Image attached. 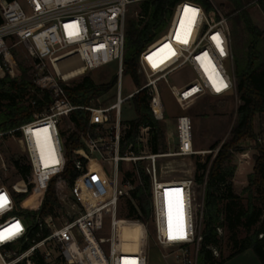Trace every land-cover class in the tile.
I'll list each match as a JSON object with an SVG mask.
<instances>
[{"label": "built area", "instance_id": "1", "mask_svg": "<svg viewBox=\"0 0 264 264\" xmlns=\"http://www.w3.org/2000/svg\"><path fill=\"white\" fill-rule=\"evenodd\" d=\"M22 1L0 0V79H17L21 76L18 56L22 52L31 61L28 67L32 69L36 87L41 91H51L54 97V103L47 112L36 115L35 121L18 129L21 132L19 140L22 151L31 168L29 181L57 174L64 165L62 152L61 164L57 168L44 169L36 165L27 140V132L43 123H53L51 131L55 134L61 119L77 109L67 99L61 84L69 85L86 73L115 62L119 89L116 103L107 108L88 109L92 113V120L97 112L103 115L113 113V122L105 136L87 142L89 153L81 154L90 161L94 155L100 154L104 146L110 145L109 161L113 175L109 180L111 190L107 200H100L90 206L84 204L76 188L71 191L64 180L58 179L56 192L61 207L51 215L37 218L38 227L49 230V236L38 242L32 240L31 246L20 253L9 246L28 242L29 226L24 217L10 215L17 211L15 201L7 188L0 184V189L7 191L10 201L8 208L0 214V227L12 220H17L19 228L22 227L18 237L0 243V264H34L38 252L50 263L52 253L47 246L55 242L73 264H150L148 249H125L129 239V220H122L118 216L119 203L129 197L134 188L130 180L123 178L119 164L141 159L149 161L147 173L151 179V225L161 260L164 264H200L205 184L198 186L192 173L184 178L163 179L157 164L160 158H187L205 154L194 148L191 118L187 114L178 116L174 130L166 133L167 153L150 155L144 152L142 156L136 157L128 152L120 154V143L127 129L122 123L121 111L126 101L138 92L147 90L151 95L150 107L157 119L163 122L165 115L159 82L169 88L183 113L205 95L235 96L238 99L232 34L226 14L213 0H210L211 10H205L194 0H180L173 9L167 33L149 43L140 54L138 74H144L147 82L123 98L121 81L127 13L132 5L146 0H25L29 13L24 10ZM136 15L139 17V13ZM213 37H218V40ZM227 63L231 66L230 72L225 67ZM183 69L194 74L192 82L183 86L171 85L169 78ZM13 132H0V139ZM148 137V128L141 129L139 141L146 144ZM259 141L264 142V137ZM221 145L210 151L212 160ZM240 160L235 177L245 170L244 164H250L246 152L241 153ZM76 166L82 168L79 161ZM9 167L0 149V174L7 172ZM197 188L202 191L199 200L196 197ZM70 192L76 200L71 198ZM166 199L172 203L170 218H167ZM107 220L110 222V235L98 236L105 229ZM124 226L127 227L126 234ZM142 231L145 235V230ZM217 233L221 238L225 231L218 227ZM169 234L177 238L169 239ZM262 237L259 235L260 239ZM209 250L215 258L220 257L218 248L210 247Z\"/></svg>", "mask_w": 264, "mask_h": 264}, {"label": "trees", "instance_id": "2", "mask_svg": "<svg viewBox=\"0 0 264 264\" xmlns=\"http://www.w3.org/2000/svg\"><path fill=\"white\" fill-rule=\"evenodd\" d=\"M179 1H143L138 4L139 17L127 21L123 75L129 76L137 89L141 87L138 75L140 54L167 27L173 9ZM194 1L201 4L205 10L212 9L210 0ZM251 1L253 0H225L220 4L232 28L234 76L239 106L236 121L216 157L212 160V156L208 155L203 162L198 159L195 163V182L198 186L205 184L200 264H225L247 250H252L260 263L264 264V142L259 141L264 137V31L253 23L249 11L245 8ZM254 4L264 15V0H254ZM19 65V78L0 79V132L14 131L8 136L18 138L21 137L18 130L20 127L35 121L36 115L47 112L54 103L51 91H41L36 87L31 67L24 62H19ZM117 82L118 77L113 75L107 82L96 83L88 72L79 81L69 85L61 84L69 102L77 107L61 119L71 125L67 130L59 132L64 159L61 172L46 176L37 185L29 181L31 168L29 163H24V158L9 160V166L24 180L23 191L12 193L17 211L10 215L24 217L29 226L28 242L22 241L9 248L19 253L24 252L31 246L32 240L38 242L49 236V230H41L38 227L37 218L41 215H51L61 207L56 192L58 179L64 180L72 191L77 182L87 174L89 160L81 153H89L87 142L105 136L108 131L105 127L111 122L109 115L101 113L96 114L92 120V113L88 109H102ZM129 101L132 103L135 118L123 122L127 129L120 143V154L125 155L128 152L140 157L144 152L150 155L167 153L169 147L166 129L150 107L151 95L147 90H142ZM258 117L262 119V131L259 134L255 130V120ZM143 128H148L149 133L146 144L139 141ZM246 140L254 144V164L252 172L247 175L245 188L241 193H237L234 190L237 170L234 158L236 153L244 151L240 144ZM220 143L221 141H216L210 149L215 150ZM145 160L134 162L129 171L123 170V162L119 164L123 178L130 180L134 185L130 196L125 198V219L135 220L144 228L152 221L151 179ZM77 161L81 163V169L77 168ZM9 203L8 198L5 206L0 208V214L8 208ZM14 221L16 220L7 225ZM7 225L1 226L0 230ZM218 227L227 233L226 246L230 253L224 256L221 252L220 257L215 258L209 248L221 249L225 239L218 236ZM259 235L263 237L260 239ZM57 249L61 254L56 261L62 263L65 261V255L60 251V247ZM34 264L49 263L41 252H38Z\"/></svg>", "mask_w": 264, "mask_h": 264}, {"label": "rangeland", "instance_id": "3", "mask_svg": "<svg viewBox=\"0 0 264 264\" xmlns=\"http://www.w3.org/2000/svg\"><path fill=\"white\" fill-rule=\"evenodd\" d=\"M215 5L220 8V4L224 3L225 0H213ZM23 8L27 13H29L28 6L23 0L21 2ZM245 8L249 11L251 19L253 23L263 32L264 31V15L261 13L260 9L254 4V0L245 5ZM221 9V8H220ZM222 10V9H221ZM223 11V10H222ZM225 13V11H223ZM137 13H139L138 5H132L129 8L127 13V21L136 20ZM170 23V21H169ZM169 28V24L167 27L157 36L160 38L162 35L167 33ZM230 29L232 32V28L230 25ZM155 38V39H157ZM242 38H245L242 36ZM232 42L234 45V39L232 37ZM235 56V53H234ZM19 62H24L25 65H30V60L25 56L24 53H20L18 56ZM225 67L228 71H231L230 63H227ZM234 68V67H233ZM90 75L95 80L96 83H104L107 82L111 76H117V63H111L106 67L98 70H94L90 72ZM141 80V86L147 82V78L144 74H138ZM82 77L71 81H79ZM194 78V74L191 73L188 69H183L175 73L173 76L169 78V82L171 85L183 86L192 82ZM159 91L162 99L163 109L165 120L162 122V125L166 129V133H169L174 130L175 122L178 116L187 114L191 120L193 125V144L194 148L198 152H205L204 155H199L196 157H169V158H160L157 161L159 168V175L163 179H178L188 177L191 173L195 175L196 171V161L198 159H205L210 151L211 146L216 141H221L220 145L223 144L230 133V130L233 124L236 121V111L239 106V100L235 96H226V97H214L205 95L201 97L191 108H189L185 113L176 105L175 100L169 90V88L162 82H159ZM137 90V86L134 81L127 75L122 76L121 81V95L123 98L129 96L131 93ZM118 82L110 92L108 97V101L105 103L104 107H108L113 105L117 101L118 94ZM96 115V114H95ZM109 117H111V122H113V113H109ZM135 118V113L132 107L131 101H126L122 105V114L121 119L122 123L124 121H130ZM110 124L106 125V130H108L111 126ZM71 125L68 122L62 120L60 124L57 126V138L60 145V137L59 132L63 130H67ZM255 130L259 134L262 131V119L257 118L255 120ZM219 145V146H220ZM240 147L243 148L246 154L249 155L250 164L246 166L245 170L240 168L243 172H239L237 177H235L234 181V190L237 193H241L246 186L247 175L252 172L253 168V148L254 144L251 141H244L240 144ZM0 149L2 150L5 159L9 162L10 159L15 158H24V163L28 164L27 157L25 153L22 151V144L18 137L6 136L0 139ZM61 149V146H60ZM110 145H106L102 148L99 155H94L89 163L87 168V174L78 181L77 185L79 187V193L82 196V199H86L89 201L90 205L95 204L96 202L107 200L110 195L111 187L110 177L113 175V167L110 164ZM241 152V153H242ZM241 153H238L234 158V163L237 165V169H239V162ZM82 154V153H81ZM134 162L125 161L123 162V170L129 171L132 169ZM146 166L149 165V161L145 160ZM252 166V167H251ZM195 169V170H194ZM36 178L31 179V182L39 185L43 179ZM85 182V185L82 183ZM0 184H3L7 190L12 194L13 192H20L24 189V180L17 173L14 168L9 167L8 171L0 174ZM93 184H99L101 186V192L96 194L92 189ZM202 195L201 189H196V197L197 200L200 199ZM0 196H5L8 199V194L5 189H0ZM71 198L76 200V197L72 195L70 192ZM127 213L126 209V201L125 199L121 200L118 207V216L120 219L125 220V215ZM15 225H18L17 220L7 225L3 229L0 230V233H3L4 239H0V243H4L6 241H11L18 237L21 234V228L17 230ZM145 230V235L142 230ZM128 232L129 239L125 244L126 250H146L148 249L150 252V264H164L161 260L160 249L156 246L153 239V228L152 225H148L145 228L139 225L135 220H129L128 223ZM110 235V222L107 220L105 223V229L98 235L101 237H108ZM226 235L225 232L223 237L225 239L222 242L221 249L219 250V254L223 252L224 256H228L230 253V249L226 246ZM243 236V235H242ZM49 250H51L52 257L50 259L49 264H73L70 257L64 252L62 247L59 246L57 242L52 243L47 246ZM60 247V251H63L65 255V261L60 263L57 262L56 259L60 256L58 249ZM41 250H44L41 247ZM231 260L227 261L228 264ZM172 264V263H170Z\"/></svg>", "mask_w": 264, "mask_h": 264}, {"label": "bare ground", "instance_id": "4", "mask_svg": "<svg viewBox=\"0 0 264 264\" xmlns=\"http://www.w3.org/2000/svg\"><path fill=\"white\" fill-rule=\"evenodd\" d=\"M98 113L99 112H97L96 114ZM52 128H54V125L53 123L49 122L33 126L27 132L28 145L34 156L35 163L36 165L43 167L44 169L57 168L61 164V149L58 142L59 140L57 138V132H55L54 134V132L51 131ZM82 185H85V182L82 183ZM75 188L78 195L82 199V196L79 193L78 185H76ZM92 189L96 194H99L101 192V186L99 184H93ZM82 201L84 202V204H86V206H90L88 200L82 199ZM171 207L172 203L168 199H166L167 218L171 217ZM127 227L124 226L125 234Z\"/></svg>", "mask_w": 264, "mask_h": 264}, {"label": "crops", "instance_id": "5", "mask_svg": "<svg viewBox=\"0 0 264 264\" xmlns=\"http://www.w3.org/2000/svg\"><path fill=\"white\" fill-rule=\"evenodd\" d=\"M226 264V263H225ZM228 264H261L252 250H247L234 257Z\"/></svg>", "mask_w": 264, "mask_h": 264}, {"label": "snow or ice", "instance_id": "6", "mask_svg": "<svg viewBox=\"0 0 264 264\" xmlns=\"http://www.w3.org/2000/svg\"><path fill=\"white\" fill-rule=\"evenodd\" d=\"M192 11H196V10L193 9ZM213 39L214 40H218V37H213ZM221 52L223 53V49L222 48H221ZM224 86L226 87L227 85H224ZM6 202H7V198L5 196H0V208H3L5 206V204H6ZM15 227L17 228V230H19V225H15ZM4 238L5 237H4L3 233H0V239H4ZM175 238H177V237H174L171 234H169V239H175ZM180 238H183V237H180Z\"/></svg>", "mask_w": 264, "mask_h": 264}]
</instances>
